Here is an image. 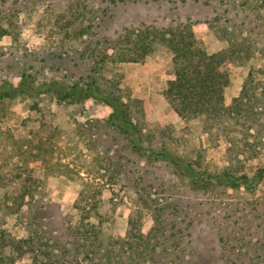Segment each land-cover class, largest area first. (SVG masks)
Segmentation results:
<instances>
[{
	"label": "rangeland",
	"instance_id": "1",
	"mask_svg": "<svg viewBox=\"0 0 264 264\" xmlns=\"http://www.w3.org/2000/svg\"><path fill=\"white\" fill-rule=\"evenodd\" d=\"M235 1L234 7L227 0L186 5L0 0V24L12 30L0 39V81L17 83L24 72L35 77L25 93L0 103V130L29 140L42 136L79 170L76 179L48 176L41 160L32 163L41 182L29 203L0 206V228L8 238L0 253L7 264H232L229 252L238 248L227 249L226 236L236 230L264 233V178L253 192L191 179L167 160L134 149L109 125L111 106L93 98L60 102L56 92L36 88L54 81L84 83L87 76L121 88L139 100L128 103L145 145L170 149L186 163L200 158L201 169L219 173L233 164L228 137L214 139L218 134L209 133L203 117L179 115L165 97V87L176 77L168 44L153 40L152 52L139 61L114 62L108 55L118 41L131 48L137 34L154 22L167 29L192 16L197 19L193 29L210 53L227 49L231 39H249L246 44L253 47L226 63L225 95L233 101L246 84L250 92L257 88L264 104V0ZM107 6L111 10L104 15ZM214 18L219 25L207 20ZM234 115L226 116L231 135L250 141ZM240 158L242 163L235 162L239 174L264 170V146ZM84 182L93 186L91 192L85 194ZM246 220L251 227L243 231ZM44 229L46 243L40 237ZM237 264L250 263L244 257Z\"/></svg>",
	"mask_w": 264,
	"mask_h": 264
},
{
	"label": "trees",
	"instance_id": "2",
	"mask_svg": "<svg viewBox=\"0 0 264 264\" xmlns=\"http://www.w3.org/2000/svg\"><path fill=\"white\" fill-rule=\"evenodd\" d=\"M110 1L113 4H118L139 3L146 0ZM190 1L193 4L199 2V0H168V2L177 5L179 3L186 5ZM227 2H232L234 7L237 6L235 0H227ZM110 10L107 6L104 15H108ZM194 19L192 16H187L186 20H181L177 26L167 29H159V26L154 22L137 34V40L130 46L131 48L129 46L122 47V43L118 41L113 54L108 55V57L114 62L139 61L146 59L152 52L153 40H163L168 44L174 53L173 63L176 77L170 80L165 87V97L179 115L203 117L209 133L218 134L214 136V139L223 136L228 137L229 143L226 152L229 157L231 156L230 160L233 161V164L226 165L223 171L219 173H212L207 168L201 169L203 160L200 158L186 163L182 156L177 155L170 149L155 150L145 145L140 135L139 125L130 114L131 110L128 103L130 101L138 102L139 100H134L130 94H126L121 88H114V90L108 85L102 86L99 79H92L91 76L84 78V83L76 82L69 85L54 81L50 84H39L36 88L43 87V91L56 92L60 102L71 101L77 103L93 98L111 106L113 111L107 120L109 125L124 134L130 140L129 142L134 149H143L158 158L167 160L191 179L199 177L222 183L230 188L244 187L246 190L253 192L264 178V170H258L253 176H248L245 172L239 174L238 171L241 166L237 167L235 162L237 164L242 163L241 155L245 156L248 151L257 152L264 146V104L261 97L257 96V88L254 87L250 92L246 84L243 87L242 95L233 101L228 102L225 95V88L229 84V73L226 69L227 61L231 58L240 57L241 53L246 54L249 48L251 49L253 46L246 44L248 38L238 37L229 40V44H231L227 49L210 53L205 42L196 35L193 29L192 21L197 20ZM207 20L213 25L220 24V22L215 21V18L214 22L213 19ZM11 25H13L12 22L9 27ZM11 32L10 28L0 24V39L3 35ZM94 71L96 72V69ZM88 78H91V80H88ZM33 79H35L33 74L24 72L17 83L10 80V78L1 80L0 103H4L6 98L25 93L26 85H28L29 80L33 82ZM244 99L249 102L246 106L243 102ZM260 108L262 109L260 110ZM245 113L247 116H245ZM231 114H235L236 123L250 133L249 136L252 137L250 141L243 138L238 139L231 135V126H228L226 122V116ZM243 117L244 121L241 122L240 120ZM9 132V135H3V131L0 130V206L13 207L16 204L29 203L30 198L34 195V190L41 182L37 176L36 168L32 166V163L36 160L43 162L48 176L64 175L70 179L79 177V170L72 163L65 162L62 156L58 157L56 146L47 140L45 141L42 136L30 138L31 140H29L27 139L28 136L22 133L16 136L14 131L9 130ZM99 173H102L101 170ZM101 175L104 176V174ZM92 189L93 186L90 187L89 182H84L85 194L91 192ZM85 201H87V198ZM77 205L80 206V204ZM161 212H163V209ZM90 217L88 216V218ZM243 223L246 225L243 231L251 227L247 220ZM93 227L92 225V229ZM46 231L44 229L40 235L42 239L44 238L45 243L50 239L49 236L47 237ZM7 239L5 230L0 228V246L1 242L6 244ZM235 240H242L244 246H239L235 243ZM225 241L227 249L238 248L236 253L234 251L229 252L228 257L232 264L239 263L244 257H248L250 264H264V233L256 231L250 234L249 232L242 233L236 230V235L233 237L226 236ZM189 242L192 243V240ZM189 242L185 244V247L189 246ZM195 254V260L199 262L197 253ZM112 263L113 261L110 260L109 264ZM0 264H7L6 257L1 256V253Z\"/></svg>",
	"mask_w": 264,
	"mask_h": 264
}]
</instances>
